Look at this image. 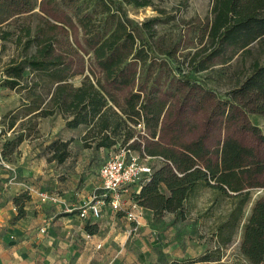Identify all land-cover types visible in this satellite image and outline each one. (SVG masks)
Instances as JSON below:
<instances>
[{"label":"trees","instance_id":"1","mask_svg":"<svg viewBox=\"0 0 264 264\" xmlns=\"http://www.w3.org/2000/svg\"><path fill=\"white\" fill-rule=\"evenodd\" d=\"M151 5L0 0V49L11 43L17 52L3 67L2 85L22 94L28 117L16 128V112L6 114L0 138L10 132L13 138L4 140L1 153L14 154L33 140L36 121L61 115L66 130L86 127V149L118 146L159 161L138 192L129 190L154 221L166 214L184 218L188 203L209 191L231 207L220 231L241 225L239 253L249 264H264V135L250 118H264V59L224 95L202 79L253 46L264 57V0H212L209 18L193 27L200 47L186 54L176 43L164 44L158 17L136 22L125 11ZM76 77L81 81L74 86ZM71 142H51L47 161L63 164ZM253 191L260 195L245 218Z\"/></svg>","mask_w":264,"mask_h":264},{"label":"rangeland","instance_id":"2","mask_svg":"<svg viewBox=\"0 0 264 264\" xmlns=\"http://www.w3.org/2000/svg\"><path fill=\"white\" fill-rule=\"evenodd\" d=\"M150 1L152 5L142 9L125 7L128 17L136 22L158 17L160 19L157 27L158 36L162 38L165 45L169 42L176 43L179 52L191 53L200 47L197 32L193 30V27H198L200 22L209 18L212 0ZM154 9L162 11L163 14H158ZM1 48L0 101H3V105L0 104V131L2 125L7 123L6 114L10 111L16 112V128L26 123L28 119L20 107L22 94L10 91L2 85L3 67L17 52L15 53V48L11 43H3ZM263 59L257 47L253 46L248 54L235 57L229 64L215 65L205 71L202 75L204 85L219 95H224L225 92L237 86L255 61L261 63ZM80 81L81 77H76L71 83L77 86ZM250 118L264 135V118L260 116ZM60 119H62L61 115ZM36 122L37 128L40 123L42 132L38 128V133L33 140L40 143L43 147V154L49 157L47 147L54 141L50 139L49 133L52 129L58 128V125L61 126L62 122L55 116ZM64 130V137L72 140L68 148L69 156L63 164L54 162L49 169L54 177L61 179V182L65 176L69 179L66 187L69 188V195H72L68 196L70 200L75 199L77 195L84 197L80 207L95 201L97 195L102 194L98 171L109 159L115 156H122L126 159L134 157L140 163L148 165L151 170L159 165L156 159H141L134 153H126L118 146L111 150L98 151L84 148L81 135L86 131V127L74 131ZM12 138L13 136L7 134L0 138V158L8 163L20 158L7 153L8 151H5L4 155L1 153L4 140ZM43 183L48 189L44 193L55 199V201L48 202L49 204H56L60 199L67 197L68 193L57 189L59 184L50 182V180H45ZM131 193L129 191L125 193L126 197L123 199L121 197L122 210L120 211L116 212L106 204L102 206L98 223L110 225L114 222L116 227L110 230L106 226L100 233V235L104 234L109 237L110 252L99 261V264H249L239 253L242 238L241 225L235 229H229L227 226L220 231L221 225L226 222L231 211L229 202L217 199L215 194L204 191L188 203L186 208L190 212L184 218L175 214H166L161 220L154 221L152 214L140 210L138 224L135 225L130 223L126 216V212L133 203ZM259 195L260 191L252 192V200L245 208V218ZM105 208L115 213V220L111 214L105 213ZM75 212L77 213L76 210ZM100 254L102 256V253ZM205 258H209L210 261H204ZM91 264L97 263L91 262Z\"/></svg>","mask_w":264,"mask_h":264},{"label":"crops","instance_id":"3","mask_svg":"<svg viewBox=\"0 0 264 264\" xmlns=\"http://www.w3.org/2000/svg\"><path fill=\"white\" fill-rule=\"evenodd\" d=\"M55 118L62 123L50 131V139L69 140L63 134L64 121L60 115ZM38 128L42 132L40 123ZM7 135L13 136L11 132ZM42 149L37 140H25L14 153L20 157L15 162L0 158V264H99L110 252L109 237L100 233L106 226L113 230L116 225L87 223L78 217L75 209L82 205L84 197L69 199V179L65 176L61 182L51 174L49 168L54 162L47 161ZM45 180L59 184L57 189L68 193L67 197L56 204L41 202L38 193L48 190ZM105 209L115 220V213Z\"/></svg>","mask_w":264,"mask_h":264},{"label":"built area","instance_id":"4","mask_svg":"<svg viewBox=\"0 0 264 264\" xmlns=\"http://www.w3.org/2000/svg\"><path fill=\"white\" fill-rule=\"evenodd\" d=\"M140 126H138V129ZM151 168L140 163L137 158L115 156L106 161L99 169L98 176L101 181L102 194L97 195L96 200L76 208L81 220L95 222L101 217L102 206L106 204L114 211L122 210L121 197L129 192L131 187H135L136 192L140 186L151 175ZM41 202H52L54 198L44 192L38 193ZM126 212L127 219L130 223L138 224V215L140 210L134 202Z\"/></svg>","mask_w":264,"mask_h":264}]
</instances>
